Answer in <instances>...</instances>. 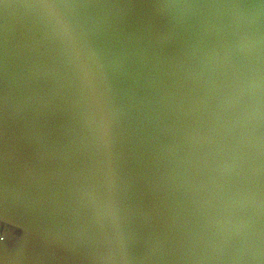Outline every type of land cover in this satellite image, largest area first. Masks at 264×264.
<instances>
[{
    "label": "water",
    "instance_id": "1",
    "mask_svg": "<svg viewBox=\"0 0 264 264\" xmlns=\"http://www.w3.org/2000/svg\"><path fill=\"white\" fill-rule=\"evenodd\" d=\"M86 2L98 6L72 11L110 45L102 68H85L35 0H0L9 118L44 157L29 184L37 223L135 244L133 264H264V0ZM98 92L112 97L110 147L94 136ZM148 158L166 231L133 182ZM24 237L0 220V264H99L24 254Z\"/></svg>",
    "mask_w": 264,
    "mask_h": 264
},
{
    "label": "snow or ice",
    "instance_id": "2",
    "mask_svg": "<svg viewBox=\"0 0 264 264\" xmlns=\"http://www.w3.org/2000/svg\"><path fill=\"white\" fill-rule=\"evenodd\" d=\"M264 3V2H262ZM29 7L47 11L54 26L58 28L69 50L75 53L78 60L89 65L104 67L103 61L110 57V45L101 36L86 31L73 9L94 7L86 0H35ZM6 62V57H5ZM93 107L94 136L99 143L110 147L111 133L114 126L112 97L106 92L95 93ZM42 156L35 143L31 129L26 125L14 127L9 118V98L5 76L0 85V220L13 225L17 233L24 232L25 237L21 251L34 256L63 255L75 259L89 258L99 264H133L134 258L142 252L135 244L121 242L118 249L103 246H91L82 243L79 237L52 227L37 223L36 209L30 198V181L38 172H43ZM152 167L151 158L145 160L142 171L137 172L133 181L142 206L159 217L162 230L165 222V205L158 190L149 188L145 180ZM19 176L24 195L15 200L10 196V184ZM100 196L99 191L97 192ZM111 206V204H110ZM12 210L19 215L12 214ZM23 221V222H22Z\"/></svg>",
    "mask_w": 264,
    "mask_h": 264
}]
</instances>
